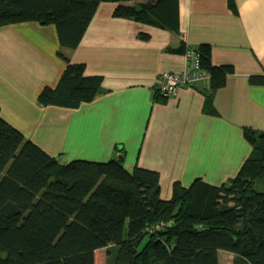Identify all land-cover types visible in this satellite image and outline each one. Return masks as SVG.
Returning <instances> with one entry per match:
<instances>
[{
  "label": "trees",
  "instance_id": "1",
  "mask_svg": "<svg viewBox=\"0 0 264 264\" xmlns=\"http://www.w3.org/2000/svg\"><path fill=\"white\" fill-rule=\"evenodd\" d=\"M101 2L116 3V18L179 33V0H0V26L34 21L56 28L65 66L55 86L39 91L42 106L75 109L106 92L102 76L70 59ZM228 6L237 11L233 0ZM189 49L208 75L202 92L210 106L234 68L214 65L207 43L166 50ZM249 83L264 85V75H250ZM243 136L251 151L232 179L175 182L163 199L159 173L138 165L127 171L121 148V159L61 164L0 116V264H95L101 248L105 264H218V249L232 252L233 264H264V130L244 126ZM117 229L120 237L109 244Z\"/></svg>",
  "mask_w": 264,
  "mask_h": 264
},
{
  "label": "crops",
  "instance_id": "2",
  "mask_svg": "<svg viewBox=\"0 0 264 264\" xmlns=\"http://www.w3.org/2000/svg\"><path fill=\"white\" fill-rule=\"evenodd\" d=\"M228 1L179 0V33L116 18V3L101 2L70 59L102 76L106 92L75 109L37 101L65 66L55 26H0V116L61 164L106 161L121 148L127 171L138 165L159 173L163 199L175 182L232 179L251 151L243 127L264 130V85L249 83L250 75H264V0H233L236 12ZM201 43L211 46L214 65L234 68L211 105H204L207 80L158 97V76L186 64L183 54L166 49ZM217 257L233 264L230 251L218 249Z\"/></svg>",
  "mask_w": 264,
  "mask_h": 264
},
{
  "label": "built area",
  "instance_id": "3",
  "mask_svg": "<svg viewBox=\"0 0 264 264\" xmlns=\"http://www.w3.org/2000/svg\"><path fill=\"white\" fill-rule=\"evenodd\" d=\"M186 64L178 73L164 72L158 76L157 93L164 97L175 95L180 86L191 87L200 77L208 78V75L200 69L198 55L187 50L185 55ZM203 78V79H204Z\"/></svg>",
  "mask_w": 264,
  "mask_h": 264
},
{
  "label": "rangeland",
  "instance_id": "4",
  "mask_svg": "<svg viewBox=\"0 0 264 264\" xmlns=\"http://www.w3.org/2000/svg\"><path fill=\"white\" fill-rule=\"evenodd\" d=\"M203 78L204 77H200L199 79H197V81L208 79V78H204V79ZM155 92H157V90ZM127 223H128V214H127V211H125L119 218L118 226L122 227L124 231L127 227ZM120 235H121V230L117 229L113 235V238L111 237V239L109 240V243L113 244L116 241V239L120 237ZM105 254H106V248L98 249L95 252V264H105Z\"/></svg>",
  "mask_w": 264,
  "mask_h": 264
},
{
  "label": "water",
  "instance_id": "5",
  "mask_svg": "<svg viewBox=\"0 0 264 264\" xmlns=\"http://www.w3.org/2000/svg\"><path fill=\"white\" fill-rule=\"evenodd\" d=\"M116 157H117V159H121L122 155L120 153H118Z\"/></svg>",
  "mask_w": 264,
  "mask_h": 264
}]
</instances>
